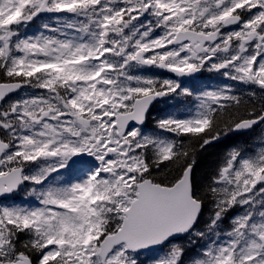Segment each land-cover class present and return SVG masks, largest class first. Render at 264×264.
Wrapping results in <instances>:
<instances>
[{"label": "snow or ice", "instance_id": "6c2138e0", "mask_svg": "<svg viewBox=\"0 0 264 264\" xmlns=\"http://www.w3.org/2000/svg\"><path fill=\"white\" fill-rule=\"evenodd\" d=\"M0 264H264V0H0Z\"/></svg>", "mask_w": 264, "mask_h": 264}, {"label": "trees", "instance_id": "16d2710c", "mask_svg": "<svg viewBox=\"0 0 264 264\" xmlns=\"http://www.w3.org/2000/svg\"><path fill=\"white\" fill-rule=\"evenodd\" d=\"M158 111L154 113V115L160 114V110H163L164 108H160L157 106ZM260 129H257L255 133L252 134L253 137H256L260 134ZM259 132V133H258ZM217 160V155L214 154H203L199 160V168L197 169L198 174L203 175L204 173L210 171L215 164V161Z\"/></svg>", "mask_w": 264, "mask_h": 264}, {"label": "flooded vegetation", "instance_id": "af4514ba", "mask_svg": "<svg viewBox=\"0 0 264 264\" xmlns=\"http://www.w3.org/2000/svg\"><path fill=\"white\" fill-rule=\"evenodd\" d=\"M206 75H210V74H206ZM222 78H219V77H215L214 79H212V81H211V83H213V84H215V83H218V82H220V80H221ZM160 108L162 107V108H164L165 109V105L164 104H160V105H158ZM158 109V108H157ZM260 132V131H259ZM258 132V133H259Z\"/></svg>", "mask_w": 264, "mask_h": 264}]
</instances>
